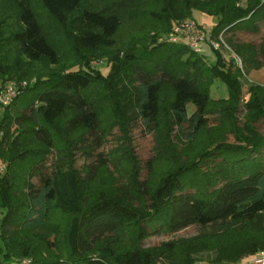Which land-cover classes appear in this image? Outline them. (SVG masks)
<instances>
[{
	"label": "trees",
	"instance_id": "trees-1",
	"mask_svg": "<svg viewBox=\"0 0 264 264\" xmlns=\"http://www.w3.org/2000/svg\"><path fill=\"white\" fill-rule=\"evenodd\" d=\"M4 1L18 11L19 27L8 35L18 54L14 70H1L0 77L26 81L31 75L22 66L41 62L49 69L32 73L37 78L2 117L0 164L5 170L0 172V209L5 213L0 221V264H21L24 258L32 259L30 264H236L264 251V135L256 128L264 122V86L249 83L243 101L242 73L233 59L225 62L218 51L217 65L209 66L202 54L184 44L159 43L153 36L150 43L138 45L130 29L123 46L117 40L126 22L148 19L167 33L171 20L192 18L193 11L217 19L212 26L215 39L235 30L255 32L264 21V0H42L44 13L53 27L64 30L67 49L74 54L64 67L38 11L27 0H0V7ZM3 42L0 34V48ZM230 45L246 71L264 67V42ZM105 54L110 69L103 76L90 62ZM216 77L229 89L225 101L210 98L209 86ZM25 95L28 100L13 112L15 102ZM101 103L110 110L107 122L101 118ZM163 108L170 121L165 137L170 141L172 132L184 146L207 128L210 114L226 120L236 147L210 143L193 163H215L219 158L214 173L208 171L213 177L204 180L197 172L189 177L186 172L193 169L180 158L167 165L152 159L146 179L140 181L128 130L139 121L155 133ZM240 110L243 123L237 118ZM115 127L127 140L126 148L98 152ZM77 154L90 160L80 170ZM110 166L121 176L126 173L140 206L108 185L93 188L101 170ZM51 206L70 218L62 259H44L39 250L56 245L45 231ZM192 225L210 228L207 236H242L217 246H188L182 262L173 258L175 242L151 249L138 246L154 234ZM125 229L131 230L130 246L103 245L118 242Z\"/></svg>",
	"mask_w": 264,
	"mask_h": 264
},
{
	"label": "rangeland",
	"instance_id": "rangeland-1",
	"mask_svg": "<svg viewBox=\"0 0 264 264\" xmlns=\"http://www.w3.org/2000/svg\"><path fill=\"white\" fill-rule=\"evenodd\" d=\"M31 6H33L40 16V21L44 24L45 30L48 36L50 43L58 50L60 66H65L69 63L73 58L74 54L67 49V43L65 39L64 30L52 26L53 22L49 19L43 8L42 0H27ZM17 9L11 5L9 2L4 1L0 7V34L4 37L3 47L0 48V71L1 70H14V65L16 61V57L18 54V49L13 46L8 39V35L18 29L19 24L17 22ZM190 17H186L183 19H187ZM138 18L136 22H126L122 24L121 30L119 31L117 40L118 46H123L122 43L126 40L127 31L133 30L135 38L137 39L138 45H146L151 42L153 36L157 37V41L159 43H164L166 41L167 33L162 31L163 27H159L161 31L156 30V23L149 22L148 19ZM183 19H173L171 20L170 27ZM192 19L195 20L199 25H205L207 27L213 26L217 19L211 15L200 11H193ZM150 28H146L149 27ZM150 29V30H149ZM145 31V32H144ZM223 45L220 50H214L208 43L202 44L201 50L202 55L207 58V63L209 66L217 65V54L216 51L220 53L225 62L233 59L236 67L241 71L242 78V100L245 101L247 99V87L249 83H256L264 86V67L261 68H250L247 71L244 68V62L241 57L236 55L231 48L230 43H252L255 46H259L264 42V21L259 22L257 24V30L255 32H249L246 30H235L231 31L225 35H222ZM125 44V43H124ZM109 55V54H108ZM107 55H103L101 58L93 59L90 62V65L98 70L103 76L107 75L110 69V65L106 63ZM205 59V58H204ZM49 66L46 62L36 63L33 65L22 66L23 72L30 74L31 78L26 80L25 82H32L37 78L33 76V72L35 71H47ZM1 73V72H0ZM34 77V78H32ZM5 81L4 78L0 77V84ZM14 81V80H11ZM22 82V81H20ZM166 90L163 91V99L166 97ZM209 94L211 100L214 101H225L229 98V89L227 84L219 77H216L212 84L209 86ZM29 95H25L17 100L12 107V111L16 110V107L23 101L28 100ZM166 104V101L163 102ZM164 107H166L164 105ZM194 107L192 104L188 105V112L192 113ZM110 110L104 103H101V118L108 121L107 118H110ZM237 118L240 123L244 121V113L240 110L237 114ZM170 124L168 118L167 109L163 108V113L161 120L159 122V130L155 133L148 132L147 128L143 126V124L137 121L132 127L128 130V138L131 142L132 154L136 158L138 166L140 168L139 178L140 181L146 179L148 175V167L147 162L149 160H156L160 162V164L167 165L170 164L172 160L175 158H180L182 164L190 166L193 170H188L186 175L191 177L194 172L201 173L200 177L204 180H208L210 176H212L211 172H213V165L220 161L217 158L215 163L210 159L209 161H202L200 164H193L197 159L200 151L210 143L220 142L225 143L229 146H234L238 144L233 133L227 131L229 126L227 125L226 120H223L219 113H214L209 115V125L205 130H202L201 133L187 146L181 144L174 133L171 132L170 141L165 137L166 127ZM62 127V124H60ZM226 127V128H225ZM256 128L258 132L264 135V122H259L256 124ZM127 140L124 139L123 133L120 131L118 127H115L111 134L107 137L105 143L101 147L98 152L108 154L112 151H121L126 148ZM53 160L52 156L49 157V161L47 165L51 163ZM76 168L78 170L82 169V166L89 162L86 161L83 156L77 154L75 159ZM165 167V166H163ZM50 167L48 166V170ZM214 173V172H213ZM101 175H99L95 180V185L93 188L97 190H102L107 188V185L110 189L116 191L117 194L122 196L125 199H129L135 206H140L141 200L132 195L130 192V188L128 187L129 179L126 173H123L121 176L118 171L114 169L113 166L108 167L106 170H101ZM213 177V176H212ZM34 184H38L37 179L32 180ZM207 184L211 187V182H207ZM92 188V189H93ZM94 195V194H91ZM4 209H0V221L4 216ZM48 222L45 226V231L49 234V240L55 241L56 245L51 248L50 251H46V249L41 246L39 250H42V255L45 258L49 259H62L64 258V250H66L65 236L68 228V223L70 218L66 217L61 211L56 210L53 206L50 207L48 214ZM211 231L210 228L202 229L196 225L189 226L187 228L175 231L168 232L167 230L162 231L158 234H154L145 238L144 240L138 243V246L142 249H151L158 248L163 243H167L169 241L175 242L176 247L173 252V258L176 262H182L185 259V252L188 246H192L197 244L198 242H204L210 246H217L220 243L227 242L242 236L241 233H222L219 235L207 236L206 234ZM247 234H250L247 231ZM118 242L107 243V241L103 245L111 244L112 248H121L125 249L130 246L133 242L132 234L130 229H125L122 231L120 236L117 238ZM1 245V240H0ZM38 253V252H37ZM41 258L42 256L39 255ZM204 257V256H202ZM32 259L24 258L21 259V264H30ZM10 264H15L14 262ZM197 264H207L206 262H198Z\"/></svg>",
	"mask_w": 264,
	"mask_h": 264
},
{
	"label": "built area",
	"instance_id": "built-area-1",
	"mask_svg": "<svg viewBox=\"0 0 264 264\" xmlns=\"http://www.w3.org/2000/svg\"><path fill=\"white\" fill-rule=\"evenodd\" d=\"M166 41L173 44H184L197 54H202L201 45L208 43L214 50H220L224 44L222 34L217 39L213 37L212 26L199 25L192 18H187L174 23L166 35ZM28 87L25 81H3L0 84V125L2 117L8 107ZM1 136V131H0ZM5 170V165L0 164V172ZM236 264H264V251H260L253 258Z\"/></svg>",
	"mask_w": 264,
	"mask_h": 264
},
{
	"label": "crops",
	"instance_id": "crops-1",
	"mask_svg": "<svg viewBox=\"0 0 264 264\" xmlns=\"http://www.w3.org/2000/svg\"><path fill=\"white\" fill-rule=\"evenodd\" d=\"M203 57L205 58V60H207V58L203 55Z\"/></svg>",
	"mask_w": 264,
	"mask_h": 264
}]
</instances>
